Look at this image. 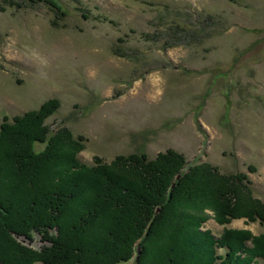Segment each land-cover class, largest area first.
<instances>
[{
    "label": "rangeland",
    "instance_id": "obj_1",
    "mask_svg": "<svg viewBox=\"0 0 264 264\" xmlns=\"http://www.w3.org/2000/svg\"><path fill=\"white\" fill-rule=\"evenodd\" d=\"M56 1L63 12L45 0H0V124L54 99L58 107L44 123L49 134L82 137L80 161L118 169L127 162L117 161L120 155L143 152L152 160L174 150L184 156L185 172L207 166L245 175L252 190L236 210L253 212L250 201L260 210L264 0ZM206 182L202 230L222 232L218 212L230 219L226 228L264 233L257 217L226 216L221 210L230 201ZM17 239L40 245L38 236ZM137 244L132 258L117 264H135Z\"/></svg>",
    "mask_w": 264,
    "mask_h": 264
},
{
    "label": "trees",
    "instance_id": "obj_2",
    "mask_svg": "<svg viewBox=\"0 0 264 264\" xmlns=\"http://www.w3.org/2000/svg\"><path fill=\"white\" fill-rule=\"evenodd\" d=\"M45 1L62 11L56 0ZM57 107L51 99L11 121L4 116L0 124V264H117L132 258L137 242L135 264H166L165 257L168 264H264V233L226 228L230 219L218 212L222 232L201 229L209 219L206 201L199 199L207 198L205 181L215 182L218 198L230 201L221 210L226 216L257 217L264 225L259 203L250 201L253 212L247 214L236 210L252 190L245 175L207 166L185 172L184 156L174 150L152 160L143 152L120 155L117 161L127 162L118 169L95 158L84 163L78 158L82 137L49 134L44 120ZM182 184L184 201L175 213ZM35 236L38 248L17 239Z\"/></svg>",
    "mask_w": 264,
    "mask_h": 264
}]
</instances>
